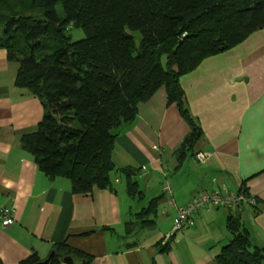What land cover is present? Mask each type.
<instances>
[{"label": "crops", "instance_id": "obj_1", "mask_svg": "<svg viewBox=\"0 0 264 264\" xmlns=\"http://www.w3.org/2000/svg\"><path fill=\"white\" fill-rule=\"evenodd\" d=\"M16 71L0 48V206L15 209V221L0 225V264H20L31 252L45 259L63 241L90 254L88 264H216L229 239V214L241 220L254 245L264 248V29L181 76L203 134L180 164L174 151L189 127L176 105L167 104L165 88L117 129L113 161L117 168L136 170L143 202L127 195L118 173L110 188L74 194L69 179H51L38 169L19 139L36 129L43 107L14 84ZM199 152L203 159L197 158ZM165 183L171 198L161 196ZM220 184L232 190L245 185L256 205L205 208L170 235L176 206ZM156 196L161 197L155 227L126 235L131 213ZM167 243L168 251L162 252Z\"/></svg>", "mask_w": 264, "mask_h": 264}, {"label": "trees", "instance_id": "obj_2", "mask_svg": "<svg viewBox=\"0 0 264 264\" xmlns=\"http://www.w3.org/2000/svg\"><path fill=\"white\" fill-rule=\"evenodd\" d=\"M70 26L85 36L72 40ZM262 29L264 0H0V48L17 65L14 84L43 107L36 129L22 134L20 145L48 178L69 179L74 194L110 188L118 173L127 195L143 202L136 170L113 161L117 129L165 88L167 104L176 105L189 127L174 151L180 164L203 134L181 76ZM240 190L248 194L245 185ZM161 196L131 213L126 235L155 227ZM226 229L229 239L216 264H264V248L254 245L237 216L228 215ZM51 252L49 264L93 259L64 241ZM40 260L31 252L20 264Z\"/></svg>", "mask_w": 264, "mask_h": 264}, {"label": "built area", "instance_id": "obj_3", "mask_svg": "<svg viewBox=\"0 0 264 264\" xmlns=\"http://www.w3.org/2000/svg\"><path fill=\"white\" fill-rule=\"evenodd\" d=\"M198 159H203L202 153H197ZM164 192L171 198V190L165 183L162 186ZM254 206L256 199L249 193L242 190H232L225 185L220 184L218 187L206 191L200 190L197 196L184 206H176V217L174 220L173 230L170 235L184 228L185 225L192 222L193 217L201 210L208 207L234 209L240 204ZM15 209L12 206H0V225L8 227L15 221Z\"/></svg>", "mask_w": 264, "mask_h": 264}, {"label": "rangeland", "instance_id": "obj_4", "mask_svg": "<svg viewBox=\"0 0 264 264\" xmlns=\"http://www.w3.org/2000/svg\"><path fill=\"white\" fill-rule=\"evenodd\" d=\"M68 34L71 36L72 40L80 39L85 36V33L82 28H77L73 26L69 27ZM112 175H115V173H112ZM119 176L121 177V182H123V177L120 174ZM162 220H163V223H166L167 221L165 218H163Z\"/></svg>", "mask_w": 264, "mask_h": 264}, {"label": "water", "instance_id": "obj_5", "mask_svg": "<svg viewBox=\"0 0 264 264\" xmlns=\"http://www.w3.org/2000/svg\"><path fill=\"white\" fill-rule=\"evenodd\" d=\"M52 256H53V252H50V254L45 259H42L35 264H49ZM65 261L68 262L69 260L65 259Z\"/></svg>", "mask_w": 264, "mask_h": 264}, {"label": "clouds", "instance_id": "obj_6", "mask_svg": "<svg viewBox=\"0 0 264 264\" xmlns=\"http://www.w3.org/2000/svg\"><path fill=\"white\" fill-rule=\"evenodd\" d=\"M239 190H240V189H239ZM255 205H256V204H255ZM255 205H254V206H255ZM248 206H249V205H248ZM220 208H221V207H220Z\"/></svg>", "mask_w": 264, "mask_h": 264}]
</instances>
